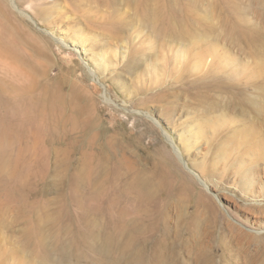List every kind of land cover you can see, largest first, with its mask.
I'll return each instance as SVG.
<instances>
[{
	"label": "rangeland",
	"instance_id": "rangeland-1",
	"mask_svg": "<svg viewBox=\"0 0 264 264\" xmlns=\"http://www.w3.org/2000/svg\"><path fill=\"white\" fill-rule=\"evenodd\" d=\"M263 189L264 0H0V264H264Z\"/></svg>",
	"mask_w": 264,
	"mask_h": 264
},
{
	"label": "bare ground",
	"instance_id": "bare-ground-1",
	"mask_svg": "<svg viewBox=\"0 0 264 264\" xmlns=\"http://www.w3.org/2000/svg\"><path fill=\"white\" fill-rule=\"evenodd\" d=\"M51 7V6H50ZM99 57L101 58V54H99ZM256 145V144H255ZM257 145H261V144H258ZM259 147V146H258ZM250 175L252 174L251 170L249 171ZM264 190V189H263Z\"/></svg>",
	"mask_w": 264,
	"mask_h": 264
}]
</instances>
